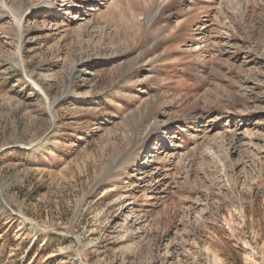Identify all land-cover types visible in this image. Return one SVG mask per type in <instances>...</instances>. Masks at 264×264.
I'll use <instances>...</instances> for the list:
<instances>
[{"label": "rangeland", "instance_id": "1", "mask_svg": "<svg viewBox=\"0 0 264 264\" xmlns=\"http://www.w3.org/2000/svg\"><path fill=\"white\" fill-rule=\"evenodd\" d=\"M0 264H264V0H0Z\"/></svg>", "mask_w": 264, "mask_h": 264}, {"label": "bare ground", "instance_id": "2", "mask_svg": "<svg viewBox=\"0 0 264 264\" xmlns=\"http://www.w3.org/2000/svg\"><path fill=\"white\" fill-rule=\"evenodd\" d=\"M157 122H159L158 118L155 119L153 124H156ZM146 148V147H145Z\"/></svg>", "mask_w": 264, "mask_h": 264}]
</instances>
